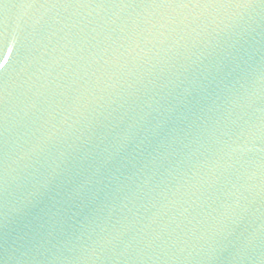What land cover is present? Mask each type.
I'll return each instance as SVG.
<instances>
[{
  "label": "water",
  "instance_id": "obj_1",
  "mask_svg": "<svg viewBox=\"0 0 264 264\" xmlns=\"http://www.w3.org/2000/svg\"><path fill=\"white\" fill-rule=\"evenodd\" d=\"M0 264H264V0H0Z\"/></svg>",
  "mask_w": 264,
  "mask_h": 264
}]
</instances>
